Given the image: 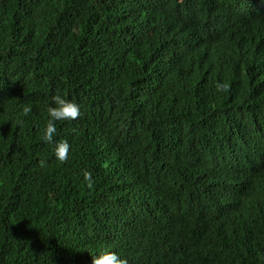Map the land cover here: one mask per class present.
<instances>
[{"label":"trees","instance_id":"obj_1","mask_svg":"<svg viewBox=\"0 0 264 264\" xmlns=\"http://www.w3.org/2000/svg\"><path fill=\"white\" fill-rule=\"evenodd\" d=\"M105 250L264 264V0H0V264Z\"/></svg>","mask_w":264,"mask_h":264},{"label":"clouds","instance_id":"obj_2","mask_svg":"<svg viewBox=\"0 0 264 264\" xmlns=\"http://www.w3.org/2000/svg\"><path fill=\"white\" fill-rule=\"evenodd\" d=\"M216 88L218 91L226 92L229 90L230 85L227 83H217ZM51 101L47 108L48 121L44 127L42 138L44 142L54 145L56 159L64 162L68 159L71 145L66 139L59 143L55 141V135L57 133L56 122L76 120L81 115L80 105L76 101L67 99L61 94L53 95ZM30 111L31 107L25 106L23 114L27 116ZM83 179L89 188L93 186L94 178L91 171L85 170L83 172ZM92 264H128V259L122 257L117 251L105 250L101 254L93 257Z\"/></svg>","mask_w":264,"mask_h":264}]
</instances>
